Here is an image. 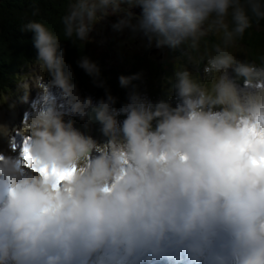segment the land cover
<instances>
[{
  "label": "clouds",
  "instance_id": "9594fccd",
  "mask_svg": "<svg viewBox=\"0 0 264 264\" xmlns=\"http://www.w3.org/2000/svg\"><path fill=\"white\" fill-rule=\"evenodd\" d=\"M112 17L179 51L162 95L141 70L121 99L82 55L84 95L58 34L20 25L38 67L0 103L27 105L0 118V264H264V52L241 44L264 0H67L65 41Z\"/></svg>",
  "mask_w": 264,
  "mask_h": 264
},
{
  "label": "trees",
  "instance_id": "16d2710c",
  "mask_svg": "<svg viewBox=\"0 0 264 264\" xmlns=\"http://www.w3.org/2000/svg\"><path fill=\"white\" fill-rule=\"evenodd\" d=\"M67 0H0V90H11L15 85V78L21 75V72L30 63H34L36 56V49L32 44V33H21L19 31L20 25L28 20H36L44 23L51 31L61 36L63 46L66 48V60L72 64L76 74V79L79 84L90 87L96 90L98 94L103 95V89L95 88L91 83V78L76 66V61L82 56L87 55L89 58V51L87 46L79 47V44L73 46L70 41H65L63 35V26L60 23V17L66 11ZM39 9V14L32 15L33 9ZM261 30V31H259ZM63 35V38H62ZM245 48L251 52L259 54L264 52V22H262L259 29L251 31V35L246 34L245 39L241 42ZM243 46V47H244ZM180 54V53H179ZM98 65L103 61L104 57L98 59L90 58ZM144 63L145 58L138 57ZM97 60V61H96ZM107 81L113 94L122 97L125 91L119 86L118 77L121 75L120 70L113 69L110 71L111 77H103ZM125 74V72H122ZM90 84V86H87Z\"/></svg>",
  "mask_w": 264,
  "mask_h": 264
},
{
  "label": "rangeland",
  "instance_id": "374dc122",
  "mask_svg": "<svg viewBox=\"0 0 264 264\" xmlns=\"http://www.w3.org/2000/svg\"><path fill=\"white\" fill-rule=\"evenodd\" d=\"M63 12L65 14L66 11L64 10ZM115 20V17L109 18V20L97 25L96 30L90 34L92 41L86 44L89 56L98 60L100 57H104L103 61H98L101 62L98 65L101 68V72H106L105 74L102 73L103 77L110 78V71L113 69L120 70L121 74L125 72L124 75L133 74L142 70L145 73V81L150 94L153 96L162 95L160 88L155 82L159 81L164 75L171 74L172 62L175 57L179 56V51L174 52L167 48L161 50L154 47L149 49L146 47V40H143L139 35L134 37L129 30H125L123 33L115 32L111 28V24L114 23ZM59 38H61V36ZM138 57H144V63H141L140 60L137 61L136 58ZM37 67L38 65L36 62L30 63L26 66V72L21 73V75L15 78L14 84L17 85L19 81L26 78V75L36 70ZM79 86L84 95H92L94 97L102 96L98 94L96 90H92L90 84H87V86L91 88L86 87V84H79ZM9 91L10 90L7 89L0 90V103H3L5 94ZM15 91L16 90H13L12 92L15 93ZM124 96L125 94L121 99H123ZM20 106H18L17 109H19ZM0 110L4 113L11 112L6 107ZM7 119H9V117H7Z\"/></svg>",
  "mask_w": 264,
  "mask_h": 264
},
{
  "label": "bare ground",
  "instance_id": "6f19581e",
  "mask_svg": "<svg viewBox=\"0 0 264 264\" xmlns=\"http://www.w3.org/2000/svg\"><path fill=\"white\" fill-rule=\"evenodd\" d=\"M18 115V112H16V114L14 116ZM0 118L6 120L7 117H5L4 113L2 111H0ZM7 121V120H6ZM11 123V122H10Z\"/></svg>",
  "mask_w": 264,
  "mask_h": 264
},
{
  "label": "water",
  "instance_id": "95a60500",
  "mask_svg": "<svg viewBox=\"0 0 264 264\" xmlns=\"http://www.w3.org/2000/svg\"><path fill=\"white\" fill-rule=\"evenodd\" d=\"M136 11H139L138 9Z\"/></svg>",
  "mask_w": 264,
  "mask_h": 264
}]
</instances>
